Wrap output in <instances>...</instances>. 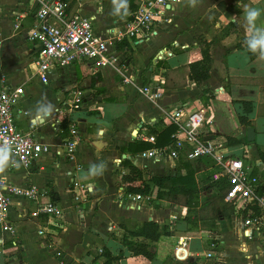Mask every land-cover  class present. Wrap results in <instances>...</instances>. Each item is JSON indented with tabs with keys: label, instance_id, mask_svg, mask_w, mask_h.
Instances as JSON below:
<instances>
[{
	"label": "crops",
	"instance_id": "crops-1",
	"mask_svg": "<svg viewBox=\"0 0 264 264\" xmlns=\"http://www.w3.org/2000/svg\"><path fill=\"white\" fill-rule=\"evenodd\" d=\"M120 1L87 0L82 13L95 14L100 8L97 28L109 36L127 18L114 17L122 10ZM247 6L264 9V0H198L195 7L185 0L173 5L158 35L127 52L135 73L132 84H124L111 68L93 74L83 63H76L63 75L55 73L50 84H43L32 62L33 43L26 37L35 23L37 0H0V90L5 85L23 88L15 108L16 113L21 110L16 125L50 147L31 168L15 165L10 156L7 166L0 170L16 185L35 184L42 190L36 201L13 200L9 210L13 230L5 232L0 226V264H104L106 250L118 257L116 264H184L188 259L196 264H264V238L255 234L250 237L237 216L218 219L212 230L190 229L183 220L169 224L173 214H180V208L169 201L153 207L150 202L157 197L158 187L150 197L135 201L120 185L128 172L125 158L143 171L145 179L169 173L168 160L135 156L125 148L136 139L151 136L149 129L164 122L174 107L202 106L212 136L242 138L247 137L245 126L255 128L251 144L227 145L218 154H246L264 190V162L259 156V151L264 152V58H251L244 44L239 46L249 34L243 13ZM257 25L264 26V13ZM204 49H209L212 66L210 77L199 86L188 77L189 64L201 60ZM161 52L164 59L153 65L154 55ZM32 76L58 90L55 109L75 84L85 86L80 91L84 106L68 116L80 134L73 160L63 153L62 135L54 126L55 110L43 121L35 118L36 111L51 102V91L38 90ZM166 78L175 84L185 80L186 85L168 89L164 84V93L156 101L139 91L145 82L155 85L164 79L166 83ZM100 88L108 91L102 94ZM243 102L252 104V110L244 111ZM241 115L251 125L242 124ZM207 162L212 166L214 160L209 158ZM73 174L89 185L88 200L74 195L70 182ZM50 201L64 210L57 223L50 222L46 214H34ZM150 220L167 224L174 231L153 243V260L132 255L123 243L125 236L131 238V230ZM43 227L48 232L40 235ZM182 237L187 242L186 260L177 257L175 251ZM208 252L215 256L207 257Z\"/></svg>",
	"mask_w": 264,
	"mask_h": 264
},
{
	"label": "built area",
	"instance_id": "built-area-1",
	"mask_svg": "<svg viewBox=\"0 0 264 264\" xmlns=\"http://www.w3.org/2000/svg\"><path fill=\"white\" fill-rule=\"evenodd\" d=\"M185 0H136L138 7L124 20L119 30H111L109 36L98 31L97 21L100 8L95 14L82 13L87 0H37L38 8L35 12V23L26 31V37L33 43L35 50L32 62L37 75L43 84H50L52 75H63L68 68L76 63L85 64L93 74L101 73L111 68L125 84H132L135 73L131 69L127 52L139 45L149 42L158 35L159 26L167 21L172 6ZM19 26V23L16 27ZM121 44H125L124 47ZM164 59V53L154 55L153 65ZM157 84L145 82L139 91L150 100H158L164 93L165 80ZM223 89V87H221ZM24 90L22 87L5 85L0 90V146L11 147V157L15 165L31 168L42 154L50 151L48 145L35 139L28 132H23L16 125L17 110ZM84 106V95L80 91H70L60 100L54 112L56 128L60 130L61 123L68 119L69 114ZM51 116V115H50ZM167 125L176 124L178 129L173 134L174 143L163 148H151L139 154L140 157L154 158L157 161H169V173H175L179 160L192 161L199 158H212L217 171L211 180L227 177L230 188L225 201L233 204L234 215L242 226L249 232L264 238V190L262 180L253 172L252 164L246 154L226 156L218 151L227 146L223 138H206L210 135L207 127L205 108L197 106H177L164 117ZM144 141L154 142L155 137L145 136ZM63 153L73 160L80 142L78 128L70 124L69 134L62 138ZM248 151V147L245 146ZM72 191L76 197L88 200L89 185L78 181L75 174L71 176ZM42 190L35 184L16 185L4 178L0 172V226L5 232L13 230L9 210L15 198L36 201ZM132 200H141V194H130ZM261 208L256 213L255 208ZM38 214H46L50 222L64 215V210L53 202H47L38 207ZM179 213L173 214L169 224L178 220ZM40 235L48 232L46 227L39 231ZM186 238L182 237L176 247L177 257L188 258ZM207 257L215 256L208 252Z\"/></svg>",
	"mask_w": 264,
	"mask_h": 264
},
{
	"label": "trees",
	"instance_id": "trees-1",
	"mask_svg": "<svg viewBox=\"0 0 264 264\" xmlns=\"http://www.w3.org/2000/svg\"><path fill=\"white\" fill-rule=\"evenodd\" d=\"M122 10L115 14V18L128 17L131 12L135 11L138 7L136 0H128V7L125 5V0L120 1ZM245 46V40L239 46ZM123 47L125 44H121ZM247 49V48H246ZM248 51V50H247ZM251 58L256 57V54L249 52ZM212 66V58L209 49L203 50V58L196 62L189 64L188 77L197 85L202 86L210 77ZM165 87L168 89L183 87L186 85L184 80L181 83H170L169 78H166ZM108 90L100 88V92L106 93ZM242 107L244 111H251L252 104L243 102ZM240 122L245 125H251L250 120L241 115ZM176 124L167 125L164 122L158 123L154 128H150L148 133L155 137L154 142L136 139L126 146L132 155H138L151 148H163L174 143L173 134L177 131ZM70 131L69 119L61 123L59 132L62 138L66 137ZM206 138H216L211 134ZM227 145L236 146L241 144H251L247 137L236 138L228 136L225 138ZM259 156L264 162V152L259 151ZM209 159V158H207ZM207 159L199 158L192 161L181 160L173 174L153 175L148 179L144 178L143 171L133 164L127 158L123 162L128 167V172L122 176L120 185L124 187L126 194H141L144 196H151L155 187H158L157 197L151 200L150 204L159 208L162 201H169L173 204L184 205L188 211H194L193 214L185 216L184 218L178 217V220L185 221L189 224L190 229L199 228L212 230L215 228L216 221L222 218H230L234 215V206L225 201V197L230 188L228 178L223 176L217 180H211L206 184H201L203 180H210L212 174ZM184 168L185 173H180ZM207 189H215L216 194L201 201L200 194ZM256 213H260L261 208H255ZM174 231L170 229L167 224H159L156 221H143L140 225L130 231L131 238L125 236L123 238L124 245L130 250L134 256H144L150 260L155 258L154 242L158 241L161 236H171ZM142 237L143 240H136L134 238ZM149 241V242H148ZM103 255L106 260L104 264H116L118 257L112 255L109 250H106ZM184 264H196L194 261L187 260Z\"/></svg>",
	"mask_w": 264,
	"mask_h": 264
},
{
	"label": "clouds",
	"instance_id": "clouds-1",
	"mask_svg": "<svg viewBox=\"0 0 264 264\" xmlns=\"http://www.w3.org/2000/svg\"><path fill=\"white\" fill-rule=\"evenodd\" d=\"M198 0H188V4L192 7L197 5ZM125 5L128 7V0H125ZM217 8L216 5H213ZM244 20L246 28L249 30V34L246 36L245 45L249 52L264 58V26H258L257 21L260 19L264 9L258 7L247 6L243 9ZM55 106L49 101L48 105L37 110L35 113V118L37 120H45L49 117ZM10 146H0V170H3L10 159L11 156Z\"/></svg>",
	"mask_w": 264,
	"mask_h": 264
},
{
	"label": "rangeland",
	"instance_id": "rangeland-1",
	"mask_svg": "<svg viewBox=\"0 0 264 264\" xmlns=\"http://www.w3.org/2000/svg\"><path fill=\"white\" fill-rule=\"evenodd\" d=\"M32 82L35 84V86L37 87L38 90H41V89H44V88L50 90L51 93H50L49 98H50V100H51V102H52L53 105L56 104V102H57V94H58V90L53 89L51 86H44V85H42V84L40 83V81L38 80V78L35 77V76H32ZM75 85H76V86L72 89V91H81V90H83L84 87H85L84 85L82 86V83H77V84H75ZM180 162H181V160H179V161L177 162V165H179ZM213 163H214V162H213ZM209 166L211 167V168H210V172H211V174H214V173L218 170L217 167H216L214 164H212V166H211V163H209ZM180 173H181V174H182V173H185V169L182 168V169L180 170ZM2 175L4 176V178L7 179V177H6L5 174H4V171H2ZM214 194H216L215 189H207L206 191H203V192L200 194L201 201H203V200L206 199V198H209V197L213 196ZM178 205H179V204H178ZM179 208H180V214H179V216H180L181 218H184L185 216H189V215H191V214L194 213V211H188V208H187L186 206H184V205H179Z\"/></svg>",
	"mask_w": 264,
	"mask_h": 264
},
{
	"label": "water",
	"instance_id": "water-1",
	"mask_svg": "<svg viewBox=\"0 0 264 264\" xmlns=\"http://www.w3.org/2000/svg\"><path fill=\"white\" fill-rule=\"evenodd\" d=\"M243 133H244V135L247 136V139L249 142L254 141V139H255V128L253 126H245L243 128Z\"/></svg>",
	"mask_w": 264,
	"mask_h": 264
}]
</instances>
